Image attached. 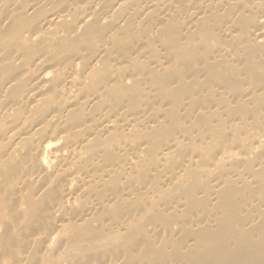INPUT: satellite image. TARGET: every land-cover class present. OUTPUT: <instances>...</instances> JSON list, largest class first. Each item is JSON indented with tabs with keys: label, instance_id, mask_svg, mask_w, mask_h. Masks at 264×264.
<instances>
[{
	"label": "bare ground",
	"instance_id": "6f19581e",
	"mask_svg": "<svg viewBox=\"0 0 264 264\" xmlns=\"http://www.w3.org/2000/svg\"><path fill=\"white\" fill-rule=\"evenodd\" d=\"M194 46L212 62L193 49L203 60L192 75ZM218 68L237 87L250 78L239 95L228 73L208 84ZM202 114L216 117L211 126ZM198 183L193 197L211 207L190 213L191 225L219 235L192 239L169 220L173 239L190 237L181 236L179 262L264 264V0H0V264H80L87 255L88 264H124L130 240L125 252L107 251L142 220L149 234L165 233L151 209H190L185 196ZM236 195L249 215L216 221L237 213ZM134 199L140 209L127 210ZM83 224L99 232L64 239ZM167 255L156 252L175 259Z\"/></svg>",
	"mask_w": 264,
	"mask_h": 264
},
{
	"label": "rangeland",
	"instance_id": "374dc122",
	"mask_svg": "<svg viewBox=\"0 0 264 264\" xmlns=\"http://www.w3.org/2000/svg\"><path fill=\"white\" fill-rule=\"evenodd\" d=\"M210 26H211V25H210ZM210 26H209V27H210ZM212 27L215 29V31L217 30L214 26H211V28H212ZM211 28H209V29H207V30H210ZM213 28L211 29L212 31H214ZM125 43H126V42H125ZM122 45H123V44H122ZM196 47H197V46H196ZM196 47L194 46V47L191 49V52L193 51V53H194V51L196 52V50H193V49H197V52H196V53L199 54V52H200L198 58H200V56H201V51H200V50H202V49L204 50V51L202 52V53H204V54H202V55H204L203 57L206 58V55H207V56L210 55V52H205V51L208 50V48H201V46H200V47L198 46L197 48H196ZM200 48H201V49H200ZM198 51H199V52H198ZM208 51H209V50H208ZM193 53H192V54H193ZM197 54L195 55V53H194V54L191 55V57H190V58L192 59V60H190V63H191L192 65L190 64V65H191V70H189V73H190V71H192V73H191L192 75H193V73L196 71L195 69H196L197 66H198L197 63H199V61H200V63H201V60H203V58H201V60L198 59L199 61L197 62V61H196L197 59H194V58H193L194 55H195L194 57L197 58ZM205 58H204L203 61L207 60V61L210 62V63L212 62V61L210 60L209 56L207 57V59H205ZM208 58H209V59H208ZM192 61H193V63H192ZM195 61H196V62H195ZM194 63L197 64V66H195ZM213 64H215V63L213 62ZM193 66H194L195 69L193 68ZM192 69H193V70H192ZM216 69H217V68H216ZM229 70H230V69L227 70L226 68H218L217 72H215V74H212V76H211V77L213 78V80H212V78H210V79L207 81L208 84L211 85L212 83H216V82H218L219 79H220V80L222 79V78H220L221 76H225V78H229V77H230V78L228 79L229 81H227V79H225V82H229V83H230L231 80H232L231 77L233 76L234 73L231 75L232 71H231V70L229 71ZM220 73L223 74V75H221ZM227 73H228L229 77L227 76ZM215 75H216V76H215ZM217 76H220V77H217ZM232 78H233V77H232ZM242 78H243V79H242ZM246 78H247V80H250V78H248V77H241L242 82H240V80H239L240 78H236V79H238V80H237V83L240 82L239 85H241V84L243 83V81H244V82L247 81ZM215 79H216V80H215ZM233 79H234V78H233ZM245 80H246V81H245ZM233 81H234V80H232V82H233ZM238 81H239V82H238ZM232 82H231V84H232ZM234 83H235V82H234ZM231 84H230V85H231ZM232 85H233V84H232ZM232 85H231V86H232ZM234 85H235V88H236L237 85H236V84H234ZM234 85H233V86H234ZM239 85H238V87H239ZM233 86H232L231 89L234 88ZM241 86H242V85H241ZM241 86L239 87V90L237 89V91H239V92H238V93H235L236 95H239V94H240V92H241V91H240V90H241V89H240ZM238 87H237V88H238ZM235 88H234V89H235ZM234 89H233V91L236 92V90H234ZM169 91H170V90H169ZM176 91H177L178 98H179L180 96L182 97V96L185 94V92L182 91V90H180V93H179L178 90H176ZM167 92H168V91H167ZM211 95H212V94H211ZM211 95H209V97H210ZM195 96H196V95H195ZM192 97H193V99H192V98L190 99V105H191V107H194V104L197 106V104H199V102H200V96L197 95L196 97H194V95H193ZM194 98H195V100H194ZM196 98H198L199 100L196 99ZM193 100H194V101H193ZM196 100H197V101H196ZM191 101L194 102V103H192ZM196 102H197V103H196ZM241 108H242V109H245L243 106H241ZM244 112H246V110H244ZM231 114L234 115V113H232V112H231ZM205 116L207 117V114H202L201 116L198 117V119H200V120L203 121V122H204L205 120L208 119V120L210 121V126H211V124H212L211 121L214 122V120L216 119V117H213V116H212V117H213V118H212L211 116L208 115L209 118H208V117L205 118ZM201 117H204L205 119H203V118H201ZM210 117H211V118H210ZM201 121H199V124H200V125L203 123V122H201ZM200 122H201V123H200ZM174 125H175V127H176L177 125H179L180 128L177 126V129H178V128L181 129V127H182V125L179 124V121H178V122H175ZM174 125H172V126H171V129H169V131H168L169 136H172V134H174V133L176 132V130H177V129L174 130V129H175V128H173ZM194 127L196 128L197 125H195ZM208 127H209V126H207V128H208ZM182 128H183V127H182ZM184 128H185V127H184ZM172 130H173V131H172ZM170 133H172V134L170 135ZM168 134H165V136H164V134H162V135H163V136H162V139H166V137H167ZM186 151H187V149H184V150L182 151L183 153H180V154H181V155H182V154H185ZM180 152H181V151H180ZM178 153H179V152H178ZM193 182H194V180H193ZM195 183H197V182L195 181ZM195 183H193L192 187H194V184H195ZM198 185H200V186L198 187V186L196 185L197 187H196V189L194 188L195 190H194V189L192 190V188H191V190H190V192H189V196H188V195L185 196V199H186V198H187V199L189 198L188 200H190V205H189L190 209L187 207V209H189V211L185 208V210H184L182 213H179L180 215H182V214L184 215V214L186 213V214L184 215V217H186L185 219H187V220H188L190 217H191V218L194 217V215L192 216V214H193L196 210H199V209H198L199 207H201L202 210H203V208L208 207V208H205V209H204V210H206V213H205V211H204V213H203V212H201V210H199L200 214L203 215V216H201V217H204L205 214H206V216H208L207 211H208V213H209V211H210V210H207V209H210L211 206H209V204H207V203H208V200H204V198L206 199V197H204V196H203L204 198H203V197L201 198V195H200V196L195 195V197L198 196V198L201 199V200H200V199H196V200H198V201L200 200L201 202H202V201H205V202H204V203H201V202L199 201L200 205H198V204L193 205V203L196 202L195 197H193V196H194V194L196 193V191H198V189H199L200 187H202L201 183H198ZM190 186H191V185H190ZM187 187H188L187 184L182 185V187L180 186L179 190L181 189L180 191L183 192L182 190L187 189ZM197 188H198V189H197ZM237 189H238V188H237ZM237 189H236V191H234V193H235V192H236V193L239 192V191H238L239 189H238V190H237ZM241 189H242V188H241ZM241 189H240V190H241ZM179 190L177 191V189H176V192H172L173 194H171V195L173 196V195L176 194V193L178 194V192L180 193ZM191 191H192V194H191ZM245 191H248V189L244 188V189H243V192L245 193ZM259 191H261V193L264 192L263 190H259ZM241 192H242V191H241ZM241 192H239L238 194H240ZM243 192H242V194L240 195L241 198H242V196H243V194H244ZM187 193H188V191H187ZM232 193H233V192H232ZM234 193H233V194H234ZM169 194H170V193H169ZM177 194H176V195H177ZM180 194H182V193H180ZM171 195L169 196V195L167 194V195H165V196H166L165 198L162 197V201H161V202H162L163 204H165V206L168 205L167 203H168V201H169L167 197L170 198ZM176 195H174L173 197H175ZM190 195H191V196H190ZM234 195H235V194H234ZM187 196H188V197H187ZM232 196H233V195H230V197H232ZM173 197H172V198H173ZM235 197H237L238 199L236 198V200H235L232 204H233V206L235 207L234 209L237 210V213H236V212H232V211H231L232 213L229 212V211H226L225 213H223V215L220 214V213H217V220H216V221H219V219H221V218L223 219V216H224V219H226L227 221H229L230 219H234V220H235L236 218H238V219H236V221L242 222V220L240 221V220H239V217H237V216L243 214L242 216H245L244 218H246V217L249 215V214H248L249 211H247L248 209H247V208H244V207H246V206H243L242 203H241V201L236 203V201L241 200L240 197L237 196V195H236ZM192 198H194V200H192ZM185 199H184V200H185ZM160 200H161V199H160ZM188 200H186V202H189ZM191 200H192V203H191ZM132 201H133L134 203H133ZM132 201H131V203H130V202H129V203L126 202V205H125L124 207H126L127 210H132L133 208H135V210H136V209H140L141 204H138V205L136 204V203H140V201H139L138 199H136V200L134 199V200H132ZM198 201H197L196 203H198ZM135 202H136V203H135ZM162 203H161V205H163ZM234 203H236V204H234ZM239 203H240V204H239ZM127 204H128V205H127ZM204 204H205V205H204ZM206 204H207V205H206ZM237 204H238V205H237ZM134 205H137V206L135 207ZM187 205H188V203H187ZM196 205H197V206H196ZM194 207H195V208H194ZM237 207H239V208H237ZM163 208H164V207H163ZM191 208H192V209H191ZM216 208H217V206H216ZM41 209H42V207H41ZM41 209H40V207H39L37 210H35L36 212H35V211H34V212H35L36 214H40L41 212H39V210L41 211ZM231 209H232V208H231ZM243 209L246 210V213H245L246 215L244 214V212H242V211H245V210H243ZM135 210H134V211H135ZM154 210H155L154 208L151 209V212H150V213H151L152 215L154 214V215H153L154 220H156V218H157V220H156V223H157V224H156V225H158V223H159V225H160V226L158 225L159 227L164 226V227H161V228H163V229L165 228L164 231H165V233H167V235H169V234H168V233H169L168 231H170V228H171V226H170V228H169V225H168V224H170V221H172V224H173V222L175 223L176 221H177V224H178L179 222H180V223L182 222L180 225L178 224V226H182V228H183L184 231L188 228L187 234L190 233V234H188V235H190V237H191V235H193V236H192V239H194V238L198 235L197 240L199 239V241H201L202 239H205V238L209 237L210 235H211L212 237H213V236L215 237V234L217 233V232H216L217 230H215V231H210V230L207 228V226L204 227V224H203V225H200V227L202 228L201 230H200V227H197V232H195V231H196V228L192 227V225H191V221L193 220V218H192V220H191V218H190V219H189L190 221H189V220H188V221L186 220V225H184V224H185V219H182L181 217H182L183 215L180 216L179 214H176V215H177V216H176V215H171L169 212H167L168 214L171 215V216H170L171 219H172V217H173V219L171 220V219H168V218H167L168 221H167V222H164V221H166V218H165L164 221H163L160 215L163 216V212H164V216H165V217H168V214L166 215V214H165V211H160V210H158V208H157V210H155V211H154ZM241 210H242V211H241ZM159 211H160V212H159ZM190 211H191V212H190ZM233 211H235V210H233ZM106 212H109V213H110V211H106ZM111 212H112V211H111ZM153 212H154V213H153ZM187 212H188V213H187ZM199 212H198L197 214H199ZM217 212H218V211H217ZM238 212H239V214H238ZM241 212H242V213H241ZM190 213H191V215H190ZM234 213H235V215H234ZM36 214H33V216L36 215ZM200 214H199V215H200ZM219 214H220V215H219ZM189 215H190V217H189ZM229 215H232V216H234V217H236V218H233V217L231 218V216H229ZM159 216H160V217H159ZM164 216H163V217H164ZM174 216H176L177 219H176V218L174 219ZM221 216H222V217H221ZM170 217H169V218H170ZM184 217H183V218H184ZM187 217H189V218H187ZM240 218H241V217H240ZM242 218H243V217H242ZM242 218H241V219H242ZM244 218H243V219H244ZM180 219H182V221H181ZM215 219H216V217H215ZM161 220H162V221H161ZM169 220H170V221H169ZM173 220H174V221H173ZM179 220H180V221H179ZM183 220H184V222H183ZM243 221H244V220H243ZM152 222L155 223L154 221H152ZM163 222L166 223V225H165ZM168 222H169V223H168ZM187 222H189V223H187ZM140 224H141V225H139V226H140L141 228H137L138 224L132 225L131 230H130L128 233H125L126 236H125V235L121 236L122 240L120 239V242H119V243H121V244H119L118 248H113V249L110 248L107 252L110 253V254H111V253H115L116 250H117L116 252H121V250H123V252H125L126 249L124 250V248H125V246L127 245V241L129 242V240H130V245H131L130 248H131V249L129 248V246H130V245H129L128 247H126L127 250H128V251L126 250L127 253H125V254L123 253V254L125 255V258L127 259V256H126V255L129 253V255H128L129 257H128V259H131V260H134V259H135V260H134L133 262L130 260V261H131V262H130L128 259H127V260L125 259L126 261H124V264H126L127 261L130 262V264H131V263L133 264V263H135V261H139V260H142V261H139V262H138L139 264H140V263H142V264H143V263H147L146 260H148L149 257H150V258H153L154 256H155V258L158 257V256L156 257V252H157V251H158V255L160 254L161 256H163V255L166 256L167 254H168L167 256L170 255V256H169V259L171 258V256H173L172 258L175 257V259H177V257H178V260H176V261H177V264H182L181 262H179V261L182 259L180 255L184 254L183 251H187V249H188V248H186V250H184L182 247L185 248V245H187L186 243H187V242L189 241V239H190L189 236H186V232L183 231V235L186 236L185 239L188 240L187 242H186V241H183V240L181 241V239H182L181 236H183V235H182V233L178 232V231L180 230V228H179V230L177 229V230H178V231H177V232H178L177 235L180 237V239H179L178 236H177V237L174 236V239H175V240H174V239H173V234L171 233V231H170V234H172V235H169L170 237L168 236V237H169V238H168V237L166 236V234L163 233L164 231H162L163 234H161V232H155L154 234H151V233H150L151 235H154V237H152L154 240H152V238H151V239L149 238V237H151V235L149 234V232H148L147 230H145V229H147V228L142 227V226H145V225H144V224H145V221L142 220V221L140 222ZM189 224H190V225H189ZM136 225H137V226H136ZM167 225H168V226H167ZM93 226H94V227H93ZM133 226H134V227H133ZM139 226H138V227H139ZM175 226H176V223H175ZM187 226H188V227H187ZM75 227L77 228V227H79V226H75ZM92 227H93V228H92ZM167 227L169 228V230H168ZM97 228H98V227H97ZM97 228H96V229H97ZM134 228H135V229H134ZM143 228H144V229H143ZM177 228H178V227H177ZM185 228H186V229H185ZM193 228H194V229H193ZM77 229H78V228H77ZM77 229H76V230L74 229V231H71V236H70V234H69L68 236H66L67 238L65 237L64 239H67V240L69 239V242H70L71 240L76 239V238H77V239H80V240H83V239H85L86 237H89L90 235H91V237H92L93 235H95L96 232H99L98 230L95 232V230H96V229H95V225H89V224H87V225H84V224L81 225V226L79 227V229H80L79 232H78ZM94 229H95V230H94ZM98 229H99V228H98ZM133 229H134V232L136 231V229H141V230H138V235H139L140 237L137 235V232H135V233L133 232ZM142 229H143L144 231H142ZM166 229H167V231H166ZM171 229H172V228H171ZM189 229H190V230H189ZM85 230H87L88 232H86ZM161 230H162V229H161ZM191 230H192V231H191ZM194 230H195V231H194ZM202 230H203V231H202ZM76 231H77L78 233H77ZM83 231H84V232H83ZM91 231H92V233H94V234H92V233L90 234L89 232H91ZM100 231H101V230H100ZM139 231H140V232H139ZM180 231H181V230H180ZM193 231H194V232H193ZM81 232H82V234H85V235H82ZM144 232H145V233H144ZM181 232H182V231H181ZM198 232H199V233L202 232V233H204V234H202V233H201V234H196V233H198ZM212 232H213L214 234H213ZM79 233H80V234H79ZM139 233H141V234H139ZM142 233H143V235H142ZM156 233H157V234H156ZM184 233H185V234H184ZM194 233H195V234H194ZM145 234H146V235H145ZM148 234H149L150 236H148ZM205 234H206V235H205ZM212 234H213V235H212ZM10 235H11V234H10ZM80 235H82V236H80ZM141 235H142V237H141ZM155 235H156V236H155ZM201 235H203V236L201 237ZM204 235H205V238H204ZM217 235H219V233H217ZM73 236H75L76 238H74ZM85 236H86V237H85ZM136 236H137V237H136ZM68 237H69V238H68ZM175 237H176V238H175ZM187 237H189V238L187 239ZM193 237H194V238H193ZM212 237H210V238H212ZM217 237H218V236H217ZM201 238H202V239H201ZM123 239H125L126 242H125V240H123ZM172 239H173V240H172ZM134 240H135V241H134ZM137 240H138V241H137ZM151 240L153 241L154 244L152 243ZM156 240H157V241H156ZM158 240H159V241H158ZM163 240L165 241L164 244H163V242H162ZM195 240H196V239H195ZM62 241H63V240H62ZM62 241H59L58 244H60V242H62ZM133 241H134V242H133ZM144 241H146V242L149 241V242L152 244V245H151L150 243H148V244H150V245H148V246H149V247L151 246L150 248H149L148 246H145V245H147V244L144 245L145 249H144L143 251H145V254H144V252H142V249H143L144 247L141 248V246L143 245V243H145ZM160 241H161V244L159 245V242H160ZM180 241H181L182 244L180 243ZM192 241H193V240H192ZM136 242H138V243H136ZM156 242H157L158 244H157ZM135 243H136V245H137V244H138V245L136 246V248H135V247H134V248H135V249L138 248V250H141V251H137V250L133 249V246H135ZM141 243H142V244H141ZM139 244H140V245H139ZM155 244H156V245H155ZM162 244H163V245H162ZM165 244H166L167 246H166ZM177 244H178L179 249L176 247ZM180 244H181V246H182V245H183V246L181 247ZM153 245H154V246H153ZM157 245H159V246H157ZM161 245H162V247H161ZM164 245L166 246L167 249H166L165 247L163 248ZM169 245H170V246H169ZM152 246H153L154 248H153ZM155 246L157 247V249L155 248ZM168 246H169V247H168ZM172 246L174 247V249L171 250ZM139 247H140L141 249H139ZM146 247H147V248H146ZM175 247H176L177 249H176ZM121 248H122V249H121ZM148 248H149V249H148ZM152 248H153V250H151ZM168 248H169V249H168ZM180 248H182V249H181V250H183L182 252H181ZM129 249H130L131 251H132V250H133V251L131 252ZM155 249H156V252H155ZM150 250H151V251H150ZM177 250H178V251L180 250V252H181L182 254H181L180 252H177ZM35 251L37 252L38 250H35ZM148 251H149V252H148ZM150 252H151L153 255H152V254H151V256L147 255V253L150 254ZM164 252H165V253H164ZM166 252H168V253H166ZM161 253H162L163 255H162ZM179 253H180V254H179ZM130 254H131V257H130ZM143 254H144V255H143ZM154 254H155V255H154ZM52 255H53V256H52ZM184 255H185V254H184ZM132 256H133V257H132ZM134 256H135V258H134ZM145 256H146V257L148 256V257H147L148 259H147ZM152 256H153V257H152ZM161 256H160V257H161ZM50 257H51V259H58V257H57V255L55 254V252H53L52 254H50ZM53 257H54V258H53ZM88 257H90V256L87 255V256L81 257L80 260H79V263L81 264V263L83 262V264H88V263L90 262V260H91V259H90L91 257H90L89 259H87ZM143 257H145L146 260H145ZM160 257H158V258H159V259H158V262H157V260L155 261V259L153 258V260H154L153 263H154V264H159V263L161 262V264H170V261H172V262H173V260L175 261V259H172V260L170 259V261H169L168 258H166V257H165V260H166L167 262H166L165 260H164V261H163V260L159 261V260L161 259ZM75 259H76V258H75ZM144 260H145V261H144ZM72 261H73V260H71L70 264L75 263V262H72ZM77 261H78V260H77ZM149 261H152V259H150ZM125 262H126V263H125ZM138 263H135V264H138ZM128 264H129V263H128Z\"/></svg>",
	"mask_w": 264,
	"mask_h": 264
}]
</instances>
